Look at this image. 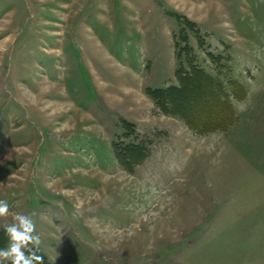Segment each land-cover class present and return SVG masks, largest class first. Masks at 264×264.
<instances>
[{"label":"rangeland","instance_id":"1","mask_svg":"<svg viewBox=\"0 0 264 264\" xmlns=\"http://www.w3.org/2000/svg\"><path fill=\"white\" fill-rule=\"evenodd\" d=\"M178 70L211 76L236 121L200 134L159 104ZM258 181L264 0H0V225L34 214L52 264H235L219 233Z\"/></svg>","mask_w":264,"mask_h":264},{"label":"trees","instance_id":"2","mask_svg":"<svg viewBox=\"0 0 264 264\" xmlns=\"http://www.w3.org/2000/svg\"><path fill=\"white\" fill-rule=\"evenodd\" d=\"M177 73L181 81L180 88L171 85L167 89L156 88L148 90V93L155 98L159 104L165 106L166 100H168V96H170V100L174 105V111L171 112L181 115L188 126L200 134H206L216 130H226L229 125L236 121L234 108L226 99L225 93L220 87H215V89L212 88L213 78L211 76L206 74L201 75V73L197 71L188 74L187 72L178 70ZM235 85L241 89L240 94H235L236 99H244L246 96L244 86L238 82H236ZM194 96H196V98H193ZM201 96L205 97L203 101H205L204 103L207 105H210L208 100H211L212 106L218 108V111L216 112L213 109L214 112H212L211 116L209 113V117L200 121L194 110H196V103L200 100ZM189 98H192V100L189 101ZM164 109L167 110L166 108ZM8 242L9 238L4 228L0 229V248L4 247ZM39 254L42 255L41 252ZM5 264H8V262H5Z\"/></svg>","mask_w":264,"mask_h":264},{"label":"crops","instance_id":"3","mask_svg":"<svg viewBox=\"0 0 264 264\" xmlns=\"http://www.w3.org/2000/svg\"><path fill=\"white\" fill-rule=\"evenodd\" d=\"M233 108L237 119L234 105ZM212 199L210 198L208 202ZM239 200L244 202L245 206L249 205L248 209L244 210L249 213H243L236 227L233 225L234 233H219L220 249L224 252L237 250L235 264H264V182L252 183L250 188L240 193ZM244 222H249V227ZM2 228L4 226L0 225V229ZM221 239H223L222 242ZM232 240L235 246H231ZM8 243L2 248H5ZM40 252L45 261L52 264L41 249Z\"/></svg>","mask_w":264,"mask_h":264},{"label":"clouds","instance_id":"4","mask_svg":"<svg viewBox=\"0 0 264 264\" xmlns=\"http://www.w3.org/2000/svg\"><path fill=\"white\" fill-rule=\"evenodd\" d=\"M10 206L0 200V218H7ZM12 222L4 225L9 238L5 248L0 249V264H44L40 255L41 236L36 231L34 214L12 213Z\"/></svg>","mask_w":264,"mask_h":264}]
</instances>
